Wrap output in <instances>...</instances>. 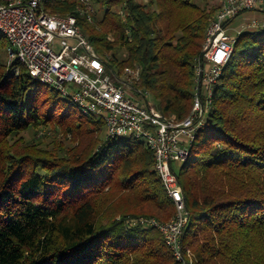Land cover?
I'll return each instance as SVG.
<instances>
[{
  "label": "trees",
  "instance_id": "16d2710c",
  "mask_svg": "<svg viewBox=\"0 0 264 264\" xmlns=\"http://www.w3.org/2000/svg\"><path fill=\"white\" fill-rule=\"evenodd\" d=\"M93 2L94 22L79 15V0L46 9L77 15L99 56L118 72L140 65V86L160 110L186 117L194 62L219 4ZM8 44L0 34V50ZM154 162L143 141L106 137L103 119L18 60H0V264H183L163 233L139 220L176 213ZM174 172L188 211L184 262L264 264V25L237 36L205 124Z\"/></svg>",
  "mask_w": 264,
  "mask_h": 264
},
{
  "label": "built area",
  "instance_id": "2783aa9c",
  "mask_svg": "<svg viewBox=\"0 0 264 264\" xmlns=\"http://www.w3.org/2000/svg\"><path fill=\"white\" fill-rule=\"evenodd\" d=\"M48 1L52 0H0V32L9 42V62L18 60L31 76L70 98L81 112L103 119L106 137H133L154 152V169L174 201L176 213L169 221L146 217L139 220L161 230L176 258L183 261L181 236L188 211L174 163L189 158L237 36L264 25L263 20L251 18L232 26L233 20L247 11L264 9V0H220L201 54L194 62L192 108L182 119L164 114L149 102V92L140 86V65L127 66L121 72L114 70L96 53L77 15L50 13L46 9ZM79 1V15L94 22L93 0ZM57 39L62 44L60 51L55 50Z\"/></svg>",
  "mask_w": 264,
  "mask_h": 264
},
{
  "label": "rangeland",
  "instance_id": "374dc122",
  "mask_svg": "<svg viewBox=\"0 0 264 264\" xmlns=\"http://www.w3.org/2000/svg\"><path fill=\"white\" fill-rule=\"evenodd\" d=\"M198 3H200V4H203V5H205V4H209V5H218L219 4V2H220V0H196ZM97 7H99V6H97ZM96 12V11H95ZM251 18H257V19H259V20H263L264 21V13L263 12H261V11H254V10H252V11H247V12H245L244 14H242V15H240V16H238L236 19H234L233 20V22H232V26H237V25H240L243 21H245L246 19H251ZM234 32V31H233ZM0 34H2L1 32H0ZM62 49V44H61V41L59 40V39H57L56 41H55V50H57V51H60ZM0 60L2 61V62H7L8 60H9V55H8V53L6 52V51H4V50H0ZM113 68V67H112ZM108 71H110V68H108ZM61 96H63L62 94H61ZM148 100H149V102H151L152 104H154V105H156V101L150 96V97H148ZM180 165V163H174V166L175 167H177V166H179ZM152 218V217H151ZM161 231V230H160ZM162 232V231H161ZM175 255V254H174ZM182 256H183V253H182ZM184 257V256H183ZM185 259V258H184ZM183 264H186V261L184 262V260H183Z\"/></svg>",
  "mask_w": 264,
  "mask_h": 264
}]
</instances>
